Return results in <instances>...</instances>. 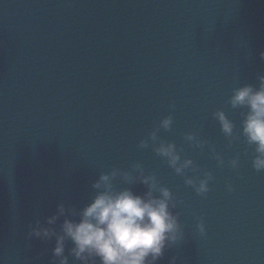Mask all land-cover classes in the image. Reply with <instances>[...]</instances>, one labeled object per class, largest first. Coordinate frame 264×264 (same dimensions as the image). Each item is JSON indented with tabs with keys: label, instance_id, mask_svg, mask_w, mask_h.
Masks as SVG:
<instances>
[{
	"label": "water",
	"instance_id": "water-1",
	"mask_svg": "<svg viewBox=\"0 0 264 264\" xmlns=\"http://www.w3.org/2000/svg\"><path fill=\"white\" fill-rule=\"evenodd\" d=\"M261 52L264 0H0V264H52L55 242L27 240L29 225L60 203L79 210L102 172L134 163L182 202L184 240L157 264H264V172L244 137L229 146L213 119L223 110L239 133L246 110L227 102L258 85ZM169 114L171 131L158 135L212 174L204 197L151 146L137 147Z\"/></svg>",
	"mask_w": 264,
	"mask_h": 264
},
{
	"label": "clouds",
	"instance_id": "clouds-1",
	"mask_svg": "<svg viewBox=\"0 0 264 264\" xmlns=\"http://www.w3.org/2000/svg\"><path fill=\"white\" fill-rule=\"evenodd\" d=\"M260 59L264 60V52ZM258 85L245 84L233 89L228 104L233 110L243 109L239 133L223 110L213 113L220 125V131L228 140L229 146L240 136L248 147L253 149L252 168L264 172V74L257 76ZM175 111V105L169 106ZM173 116L169 114L159 121L153 131L142 139L138 148L151 146L155 154L163 159L177 176L184 177V184L191 187L196 195L204 197L210 191L209 184L214 177L194 165L192 159L181 157L182 149L175 143L166 142L158 135L159 131H171ZM184 140L193 148L203 150L207 141L201 140L195 133L186 134ZM209 151L218 167L224 166V160L209 144ZM240 156L228 161L231 169L238 170ZM190 170L193 176H187ZM127 187L117 188L115 181ZM140 184L146 188L143 193L133 191ZM227 190L232 191L231 183ZM94 195L90 201L77 210L60 203L53 215L42 223L36 220L29 225L27 240L33 238L42 242L54 241L51 249L52 264H69L65 247L71 242L69 255L78 264H157L167 248L184 240V231L180 217L174 210L178 201L169 188L159 183L155 174H145L142 164L134 163L129 171L113 168L101 173L91 184ZM59 230H57L58 221ZM198 232L205 235L202 221L197 224ZM170 264H175V258Z\"/></svg>",
	"mask_w": 264,
	"mask_h": 264
}]
</instances>
